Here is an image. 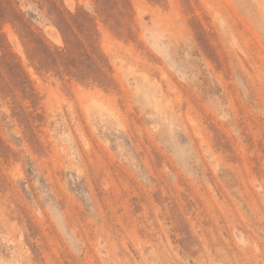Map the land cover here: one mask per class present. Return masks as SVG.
<instances>
[{"label": "rangeland", "instance_id": "obj_1", "mask_svg": "<svg viewBox=\"0 0 264 264\" xmlns=\"http://www.w3.org/2000/svg\"><path fill=\"white\" fill-rule=\"evenodd\" d=\"M0 264H264V0H0Z\"/></svg>", "mask_w": 264, "mask_h": 264}]
</instances>
